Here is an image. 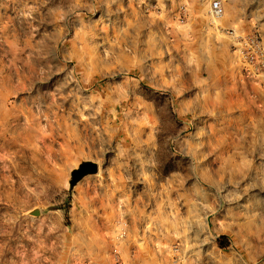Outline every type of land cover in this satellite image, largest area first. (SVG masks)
Listing matches in <instances>:
<instances>
[{"label": "rangeland", "instance_id": "1", "mask_svg": "<svg viewBox=\"0 0 264 264\" xmlns=\"http://www.w3.org/2000/svg\"><path fill=\"white\" fill-rule=\"evenodd\" d=\"M233 30L264 47V0H0V264H264Z\"/></svg>", "mask_w": 264, "mask_h": 264}, {"label": "built area", "instance_id": "2", "mask_svg": "<svg viewBox=\"0 0 264 264\" xmlns=\"http://www.w3.org/2000/svg\"><path fill=\"white\" fill-rule=\"evenodd\" d=\"M212 15L216 18L223 16L220 1H214L211 6ZM234 42V55L238 63L245 69L248 76L264 78V47L255 33L241 36L234 30L231 32ZM115 264H126L117 255Z\"/></svg>", "mask_w": 264, "mask_h": 264}, {"label": "water", "instance_id": "3", "mask_svg": "<svg viewBox=\"0 0 264 264\" xmlns=\"http://www.w3.org/2000/svg\"><path fill=\"white\" fill-rule=\"evenodd\" d=\"M99 167L93 162H82L79 167L71 172L70 190L73 188L86 176L97 174ZM40 213L38 210L32 212V215L38 216Z\"/></svg>", "mask_w": 264, "mask_h": 264}]
</instances>
